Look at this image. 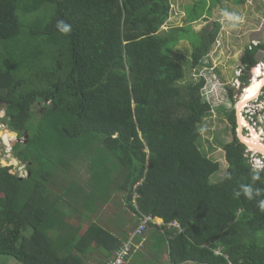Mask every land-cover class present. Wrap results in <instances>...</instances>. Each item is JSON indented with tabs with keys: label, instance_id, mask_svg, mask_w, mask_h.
Instances as JSON below:
<instances>
[{
	"label": "trees",
	"instance_id": "trees-1",
	"mask_svg": "<svg viewBox=\"0 0 264 264\" xmlns=\"http://www.w3.org/2000/svg\"><path fill=\"white\" fill-rule=\"evenodd\" d=\"M221 1L184 4L187 24L160 34L169 0H0V100L12 116L8 124L27 135L16 155L29 161L30 172L19 178L11 166H0V264H86L79 249L95 244L114 253L127 233L119 237L90 222L72 245L46 235L39 183L52 170L38 172L30 159L39 121L52 131L62 124L76 136L103 135L90 158V189L77 190L84 201L103 205L123 188L101 162L125 172L123 205L164 221L169 264H264V174L250 167L245 144L234 135L223 145L225 175L210 181L219 164L197 146V123L211 107L202 97L205 79L179 83L185 71L171 54L185 39L191 66L199 65L220 23L198 31L191 23L208 19ZM60 22L70 31L63 33ZM260 48L264 43L241 55L252 72ZM172 221L179 228L167 226Z\"/></svg>",
	"mask_w": 264,
	"mask_h": 264
},
{
	"label": "rangeland",
	"instance_id": "rangeland-1",
	"mask_svg": "<svg viewBox=\"0 0 264 264\" xmlns=\"http://www.w3.org/2000/svg\"><path fill=\"white\" fill-rule=\"evenodd\" d=\"M169 1V17L160 27V34L171 27L187 24L183 5L191 3L193 0ZM213 21H218L220 28L210 51L200 60L198 66L192 67L190 64L191 44L189 41L180 39L171 51L175 59L183 65L185 71V77L179 83L195 82L200 77L205 79V84L201 90L202 97L210 103L211 107L197 123L199 130L197 146L202 154L212 160H217L219 164L218 170L210 177L211 182L218 181L226 173L227 161L223 145L232 140L234 135L245 144L244 155L250 165L254 166L255 162L261 164V160H264V154L261 151L246 145L248 137L251 138L248 141L251 144L254 135L259 137L260 142H264V84L260 86L254 96L243 105L240 104L237 109V103L241 100L244 88L249 85L250 80L256 74V78H259L260 75L264 78L262 73L252 72V68L244 67L241 61V55L246 47L264 43V0H245L244 3L239 5L222 0L212 8L208 19H199L192 22L191 26L195 31H198L206 23ZM255 58L256 64L262 62V60L264 61V48L258 49ZM241 74L246 75L245 82L241 81ZM230 89L232 96L230 95ZM33 109L34 112H37L39 108L37 109V106H35ZM232 109L235 111V123H232L229 117ZM239 116L242 120L239 119ZM0 128L5 129L6 125L2 123ZM35 131L37 134L36 138L32 139L34 150H31L30 159L32 161V157L35 159L34 162L37 164L38 172H41L42 169L45 174L47 169L51 168L52 173L49 175V179L55 181H57L59 175H63V179L60 180L59 186L55 189L57 196L62 198L58 200L62 206L61 218L71 220L88 218V211L92 207L90 200L84 201L80 197H75L76 192L69 198L68 191L65 193H62V191L64 185H69L70 181L79 182L85 187L88 186V176L91 173L92 162H94L90 158L92 152L98 154L97 148L102 145L103 135L89 132L76 136L77 134L73 130L62 124L52 131L41 121L38 122ZM27 139L24 136L19 137V141L23 143H27ZM48 144L50 148L47 147ZM70 147L72 148L70 149ZM64 148H66V151H64ZM59 151H62L63 156L58 153ZM9 158L16 160L11 171L15 172L19 178L30 175L29 168H27L29 161L20 160L15 153L7 152L0 156V162L9 166ZM101 163H105L104 167H108V174L123 188V190L114 192L115 195L112 196L111 201L108 199L109 202L107 201L103 205L100 204L99 208L107 205L104 210V214H106L109 213L108 209L112 207V204H118L119 201L123 203L122 197L127 185H129V180L125 177V172H121L116 165L108 162ZM54 166L57 167L54 169ZM37 168L33 167L32 169L36 174ZM76 191L79 192V190ZM44 199L45 202H40V205L46 208L48 203L46 197ZM154 217L151 219L152 222H154ZM171 223L175 224L177 222L172 221ZM150 264L155 263L151 262Z\"/></svg>",
	"mask_w": 264,
	"mask_h": 264
},
{
	"label": "crops",
	"instance_id": "crops-1",
	"mask_svg": "<svg viewBox=\"0 0 264 264\" xmlns=\"http://www.w3.org/2000/svg\"><path fill=\"white\" fill-rule=\"evenodd\" d=\"M95 153L96 152H92V154ZM56 167L57 166H54V169ZM90 174L88 176V181L90 178ZM54 175L58 176L57 174ZM61 179H63L62 174L58 176L57 181L48 178L46 182L39 183L43 187V189H39L41 193L38 194L39 203L45 202L44 197H46V201L48 203L47 207L45 208L48 211V215L44 227L46 229L45 232L47 233L49 238L57 239L60 243H69L70 245H72L80 235L81 231L88 227L90 222L100 224L101 226L109 230L112 234L119 237H124L125 233L137 224L138 216L134 215L129 211V209L125 208L121 201H119L118 204H112V207L108 209L109 213L106 214H104V210L107 205H105L101 209L99 208V203L91 202L93 204V207H90L88 211V218L84 217L82 220L62 219V206L58 202V200L62 198L58 197V194L55 193V189L59 186ZM77 186L84 189L85 191H89L90 189V185L85 187L79 182L77 183L76 181H70L69 185H64V190L62 191V193L68 191V197L71 198V196L74 195V192H76V194L74 195L75 197L84 199L82 198L84 195L82 196L80 192L76 191ZM114 195V193L111 195L109 201H111V198ZM162 225H164V221L160 217H154V222L148 225L147 229L144 232L143 239L138 240L139 244L135 254H133V257L131 259H128L126 264H150L151 262H154L155 264H169V248L167 241L168 235L166 234V229ZM167 226L170 225L167 224ZM79 252H82V254L84 255L86 264H105L106 260L111 257L113 253L108 252L107 250L103 251L95 246V244H91L89 248L86 247L83 251L79 249ZM145 258H147L148 260H146ZM182 264L196 263L187 261Z\"/></svg>",
	"mask_w": 264,
	"mask_h": 264
},
{
	"label": "built area",
	"instance_id": "built-area-1",
	"mask_svg": "<svg viewBox=\"0 0 264 264\" xmlns=\"http://www.w3.org/2000/svg\"><path fill=\"white\" fill-rule=\"evenodd\" d=\"M151 219V215L139 216L137 226L126 233L125 239L122 240L120 246L114 251L112 256L106 260L105 264H126L131 254L138 248L139 243H136L138 238L143 239L144 231L146 230L148 222L152 221ZM169 224L178 227L177 223L173 224L170 222Z\"/></svg>",
	"mask_w": 264,
	"mask_h": 264
},
{
	"label": "flooded vegetation",
	"instance_id": "flooded-vegetation-1",
	"mask_svg": "<svg viewBox=\"0 0 264 264\" xmlns=\"http://www.w3.org/2000/svg\"><path fill=\"white\" fill-rule=\"evenodd\" d=\"M7 106L5 102L0 100V125L3 123L6 125L5 129L0 128V156L3 153H17V143L19 142V136L17 131L14 130L8 122L11 120L12 116L6 113ZM264 154V153H263ZM15 161L12 158H9V166L13 169V165H15ZM1 166H8L5 163L0 162ZM14 173V172H13Z\"/></svg>",
	"mask_w": 264,
	"mask_h": 264
},
{
	"label": "bare ground",
	"instance_id": "bare-ground-1",
	"mask_svg": "<svg viewBox=\"0 0 264 264\" xmlns=\"http://www.w3.org/2000/svg\"><path fill=\"white\" fill-rule=\"evenodd\" d=\"M255 72L256 73H262L264 75V62L259 63L257 65V70ZM256 76H257V74L253 77V79L251 78L252 80H250L249 85H246V87L244 88V91L241 95V100L238 101V103H237V109L240 107V104L243 105L252 96H254L256 94V92H258V90L260 89V86L262 84H264V82H263L264 78H262L261 75L259 76V78H256ZM239 119L242 120V118H240V116H239ZM240 135H241V133H240ZM253 137H254V139H252L253 141L251 144L248 142L249 140H251V138L248 137V139H247L248 141L246 142L247 145L254 147V149H257V150L261 151L262 153H264V142H260V139L257 135H254Z\"/></svg>",
	"mask_w": 264,
	"mask_h": 264
},
{
	"label": "clouds",
	"instance_id": "clouds-1",
	"mask_svg": "<svg viewBox=\"0 0 264 264\" xmlns=\"http://www.w3.org/2000/svg\"><path fill=\"white\" fill-rule=\"evenodd\" d=\"M58 27L60 28V30L63 32V33H67V32H69L70 31V25H67V24H64L63 22H60L59 23V25H58ZM262 62H264L263 60H262ZM262 62H258V64L259 63H262ZM255 65H257V64H255ZM249 163V162H248ZM255 163H257V162H255ZM249 165H250V163H249ZM250 167H252L254 170H261L262 172H263V174H264V160L262 159L261 160V164L260 163H258V164H254V166H252V165H250ZM260 207L262 208V209H264V202H261V204H260ZM152 216V215H151ZM153 217V216H152ZM138 220H139V217H138ZM151 223H153L152 221H150ZM137 224H138V222H137ZM137 224L135 225V226H137ZM178 224V223H177ZM148 225H149V223H148ZM148 225H147V227H148ZM170 226H173V227H176V228H179V225H178V227L177 226H175V225H172V224H169ZM134 226V227H135ZM133 227V228H134ZM147 227H146V229H147ZM145 232V231H144ZM144 235V234H143ZM138 240H140L139 238H138ZM138 240H137V242L136 243H138ZM112 256V255H111Z\"/></svg>",
	"mask_w": 264,
	"mask_h": 264
},
{
	"label": "water",
	"instance_id": "water-1",
	"mask_svg": "<svg viewBox=\"0 0 264 264\" xmlns=\"http://www.w3.org/2000/svg\"><path fill=\"white\" fill-rule=\"evenodd\" d=\"M24 137H27L26 133H24ZM240 140V139H239ZM242 142V140H240ZM247 145V144H246Z\"/></svg>",
	"mask_w": 264,
	"mask_h": 264
}]
</instances>
